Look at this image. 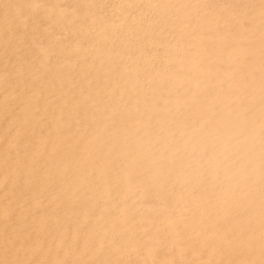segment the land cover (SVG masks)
Masks as SVG:
<instances>
[{"label": "bare ground", "instance_id": "bare-ground-1", "mask_svg": "<svg viewBox=\"0 0 264 264\" xmlns=\"http://www.w3.org/2000/svg\"><path fill=\"white\" fill-rule=\"evenodd\" d=\"M261 4L0 0V264H260Z\"/></svg>", "mask_w": 264, "mask_h": 264}, {"label": "snow or ice", "instance_id": "snow-or-ice-1", "mask_svg": "<svg viewBox=\"0 0 264 264\" xmlns=\"http://www.w3.org/2000/svg\"><path fill=\"white\" fill-rule=\"evenodd\" d=\"M262 8H264V0H262V4H261ZM16 7H20L19 5H17ZM260 264H264V259H262L260 261Z\"/></svg>", "mask_w": 264, "mask_h": 264}]
</instances>
